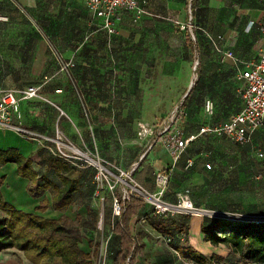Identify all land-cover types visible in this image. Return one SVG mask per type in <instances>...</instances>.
Masks as SVG:
<instances>
[{
  "label": "crops",
  "instance_id": "crops-1",
  "mask_svg": "<svg viewBox=\"0 0 264 264\" xmlns=\"http://www.w3.org/2000/svg\"><path fill=\"white\" fill-rule=\"evenodd\" d=\"M138 3L141 12L136 15L120 11L114 22L115 32L108 34L102 20L86 8L84 0H0V89L39 86L40 95L51 103L39 98L21 100V118L15 119L14 124L49 139L62 135L74 145H95L102 158L121 169L132 170L137 181L152 190L157 188L155 173L171 166V158L160 143L148 147L150 139H138L137 124L158 126L181 103L186 114L178 128L182 135H189L202 124L222 123L237 113L242 106L240 73L249 62L257 60L262 44L264 0ZM189 22L192 33L187 29ZM206 34L220 36L219 43L232 51L233 57L216 52ZM107 35L115 52L103 55ZM55 51L65 61L73 60L74 65L61 69ZM103 56H110L106 66H102L106 60ZM195 57L199 64L197 79L192 74ZM206 100L211 101V113L205 111ZM260 130L264 127L253 135L252 143L259 136L264 139V135H257ZM203 139L191 143L172 168L163 195L166 200L175 201L177 190L189 181L204 182L200 168L191 172L180 167L190 157V147ZM249 147L248 156L258 158L253 145ZM9 148L29 157L37 175L59 183L57 172L45 168L48 152L22 134L0 127V150ZM89 170L72 168L63 174L69 179L77 178L81 192L63 211L51 207L37 211L43 198L51 201L52 189L38 198L31 197L27 192L29 180L18 175L15 163L0 165V190L4 201L18 210L48 218L64 214L73 221L80 216L78 223L85 226L93 224L87 211L92 190ZM144 207V211L150 210L145 204ZM168 216L180 218L177 214ZM216 219L223 222L208 215L190 216L186 222L189 245L207 258L204 264H233L227 256L232 252L230 248L219 245L227 250L221 253L220 247L204 240L202 224ZM113 220L111 214L106 224L102 217L98 222L99 231L107 240V253L99 255L100 242L97 264H114V255L120 249V238L112 230ZM93 226H97L95 222ZM130 228L134 245L139 247L132 264H199L176 251L175 247L188 246L178 232L166 235L156 231L143 214L131 220ZM88 231L82 229L84 235ZM20 254L17 260L0 252V264H31ZM214 255L223 261L212 258Z\"/></svg>",
  "mask_w": 264,
  "mask_h": 264
},
{
  "label": "built area",
  "instance_id": "built-area-1",
  "mask_svg": "<svg viewBox=\"0 0 264 264\" xmlns=\"http://www.w3.org/2000/svg\"><path fill=\"white\" fill-rule=\"evenodd\" d=\"M86 8L96 17L102 20V26L108 34L115 32L114 22L120 11H128L138 15L141 12L138 0H84ZM3 17H0V19ZM184 28V26H182ZM187 29L192 33L193 25L189 22ZM262 44L257 60L249 62L247 67L240 73L242 86L239 94L242 106L239 111L231 115L222 123L202 124L196 133L182 135L178 126L184 118L186 112L181 103L176 105L168 116L158 126L138 123L137 137L141 141L150 139L148 147L153 143H160L171 158V166L155 173L156 191H150L138 182L132 175V170L121 169L114 163L102 158L100 153L93 145H74L66 141L62 135H55L54 138H47L35 135L28 129L14 124L15 119L21 118L20 101L39 98L46 102L45 97L40 95V87L34 84L17 89H0V127L12 129L29 140L34 141L52 156L68 162L71 166L79 170L91 169L93 180V197L104 200L103 194L109 193L111 202V214L114 220L124 211L123 202L134 197L140 199L151 211L158 216L166 215H208L214 211L199 210L195 207L188 188L176 194L175 201H167L163 198L166 185L170 179L172 168L177 165L188 146L194 141L205 138L208 135H216L237 143L241 146L252 145L253 135L264 127V27H261ZM212 47L216 52L225 56L233 57L230 50L224 49L219 43L220 36L213 37L206 34ZM55 55V54H54ZM57 58V55H55ZM58 59V58H57ZM60 68L69 69L74 65L73 60H59ZM198 61L195 62V65ZM51 103V102H50ZM58 108V107H57ZM204 108L207 113L212 112L211 101L206 100ZM59 109V108H58ZM254 150L258 158H264V151ZM194 161L187 157L182 165L183 170L193 167ZM205 167L210 169V164ZM197 210L200 211L197 212ZM197 212V213H196ZM216 214H221L215 212ZM223 216H229L222 213ZM229 220L264 223V215H231ZM112 221L113 226L115 221ZM107 240L100 244L99 255L107 253Z\"/></svg>",
  "mask_w": 264,
  "mask_h": 264
},
{
  "label": "trees",
  "instance_id": "trees-1",
  "mask_svg": "<svg viewBox=\"0 0 264 264\" xmlns=\"http://www.w3.org/2000/svg\"><path fill=\"white\" fill-rule=\"evenodd\" d=\"M6 163H15L18 175L29 180L27 192L31 197L38 198L47 189H52L51 201L43 198L36 207L39 212H44L49 207L63 211L72 203L75 195L81 194L79 180L63 175L74 167L51 154L46 159L45 168H52L57 172L59 183L51 181L46 175H37L30 158L20 155L16 149L0 150V165ZM2 184L3 177L0 176V188ZM93 188L92 185V197ZM123 206L124 211L119 220L114 222L112 229L120 238V249L114 255V264L133 263L139 247L134 245L130 222L140 214L160 233L171 235L174 231L178 232L188 244L185 248L175 247L184 258L199 264L207 262L204 255L189 245L186 223L189 215L177 214L180 218L158 216L151 209L144 211V203L134 197L123 202ZM0 211L4 214V217H0V252L15 248L31 264H93V257L98 255V247L92 246L93 240L87 239L80 228V216L73 221L64 214L48 218L24 212L5 202L1 190ZM91 216L95 222L96 214ZM201 232L205 241L214 246L224 245L238 254L239 264H264V223L233 220L219 222L216 219L210 224H202ZM81 243H85L87 250L80 246ZM212 258L223 261L219 256L214 255Z\"/></svg>",
  "mask_w": 264,
  "mask_h": 264
},
{
  "label": "rangeland",
  "instance_id": "rangeland-1",
  "mask_svg": "<svg viewBox=\"0 0 264 264\" xmlns=\"http://www.w3.org/2000/svg\"><path fill=\"white\" fill-rule=\"evenodd\" d=\"M196 50L199 53V49L197 48ZM114 52L115 49L111 47L110 36L107 35V38L104 37L102 53L103 55H109ZM54 54L57 55L58 59L56 56L55 59L58 64L59 60L63 59V57L58 51H55ZM103 58H106V60H103L102 66H106L110 62V56H103ZM196 61L197 58L195 57L192 63V74H195V79H197V68L199 65H195ZM257 135H264V130H260ZM252 145L254 149H264V139L259 136L253 140ZM89 147L92 148L93 146ZM190 149L192 150H190L189 156L196 163L188 171L193 172L196 170L195 168H200L204 182L189 181L177 191L180 192L184 188L190 189V198L194 206L198 207L199 210L214 211L210 215L218 218L220 221H228L231 215L238 214L264 215V159L251 158L248 156L251 151L249 146H241L216 135H208L198 145L196 144V146H192ZM206 163L210 164V169L205 167ZM180 167H182V163ZM88 174V178L91 176L93 185L92 171L89 170ZM51 177L56 180L54 175H51ZM149 190L156 191L157 188ZM103 197L104 200H100V198L91 197L88 194L87 211L91 215L96 214L97 219L95 223L97 226H93L94 221L93 224L87 223L85 226L79 223L82 229L84 228L85 231L89 230L88 233L92 232L90 235L87 233L84 236L87 239L93 240V247H98L100 242L104 244L106 240L105 234L102 236L99 231L98 222L102 217L106 224L111 216L109 193H104ZM79 200L81 199L77 198V201ZM195 201L200 205H196ZM199 210L197 212L200 213ZM216 211L221 214H216ZM222 213H226L229 216H223ZM0 217H4L1 211ZM218 247H220L221 253H223L222 250L227 251L222 246L218 245ZM82 248L87 249L85 246H82ZM4 252L20 260L21 254L17 249L10 248ZM227 256L231 257L233 264H239V257L236 253L229 252ZM98 257V255L93 257V264H97Z\"/></svg>",
  "mask_w": 264,
  "mask_h": 264
},
{
  "label": "bare ground",
  "instance_id": "bare-ground-1",
  "mask_svg": "<svg viewBox=\"0 0 264 264\" xmlns=\"http://www.w3.org/2000/svg\"><path fill=\"white\" fill-rule=\"evenodd\" d=\"M195 215H198V214H195Z\"/></svg>",
  "mask_w": 264,
  "mask_h": 264
}]
</instances>
